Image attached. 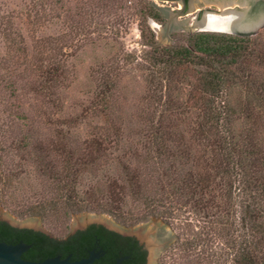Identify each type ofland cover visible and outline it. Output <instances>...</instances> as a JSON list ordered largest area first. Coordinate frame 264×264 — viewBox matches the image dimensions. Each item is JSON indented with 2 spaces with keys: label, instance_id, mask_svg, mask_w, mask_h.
<instances>
[{
  "label": "trees",
  "instance_id": "1",
  "mask_svg": "<svg viewBox=\"0 0 264 264\" xmlns=\"http://www.w3.org/2000/svg\"><path fill=\"white\" fill-rule=\"evenodd\" d=\"M125 1L116 0L119 10L128 9L122 4ZM139 12L144 23L141 32L151 49L146 52L148 65L138 69L147 72V98L158 111L141 115L147 125L137 133L136 148L125 142L124 119L112 110L121 68L103 69L97 96L105 120L113 117V130L81 141L65 121L60 128L53 127V139L48 136L42 141L44 134L27 125L24 114L16 116L20 122L9 130L11 135L3 132L10 140V150L3 153L13 154L19 162L0 157V204H5L2 197L7 190L14 189L12 194L19 195L12 200L17 203L27 195H56L52 204L39 203L24 210V215L45 217L46 211L63 204L66 217L97 210L133 224L150 217L170 219L188 208L212 224L218 219L223 228L234 227L238 217L243 232L232 248L234 264H264V47L257 36L209 32L191 35L185 45L158 47L148 22L160 20L161 13L150 3ZM38 67L34 92L52 99L65 74L57 66ZM240 91H247L249 97H235ZM197 105L204 109L186 130L181 120ZM120 145L128 146L123 174L117 175L107 170V162ZM139 148L144 155L137 152ZM30 163L35 165L34 178ZM33 179L38 182L32 183ZM129 205L144 214H121ZM110 237V241L102 238L106 254L100 264H114L122 257H128L123 264H146L147 253L133 239ZM28 238L32 255L60 252L74 254V260L87 256L92 244L80 234L66 243L50 240L44 248L46 236L0 224V242L16 245ZM116 240L127 246L118 248Z\"/></svg>",
  "mask_w": 264,
  "mask_h": 264
},
{
  "label": "rangeland",
  "instance_id": "2",
  "mask_svg": "<svg viewBox=\"0 0 264 264\" xmlns=\"http://www.w3.org/2000/svg\"><path fill=\"white\" fill-rule=\"evenodd\" d=\"M148 3L153 5L152 0H126L122 4L128 9L119 10L116 0H0V157H14L19 162L13 154L3 153L10 150V140L3 137V132L7 131L10 136L9 130L20 122L16 116L21 114L27 118V125L44 134L42 141L48 136L53 139V127L60 128L65 121L71 123V131L74 136L79 135L81 141L91 140L99 135L97 132L111 130L113 117L107 121L103 117L96 87L102 70L109 67L121 68L117 76L119 92L112 110L124 119L125 142L136 148L137 133L147 125L141 115L145 111H158L147 98L144 84L147 72L138 69V65H148L146 52L151 49L141 32L144 23L139 12ZM157 9L162 18L148 22L155 42L156 31L152 23L166 27L162 9ZM189 37L169 35L167 39H173V46H176L185 45ZM258 43L264 47V35ZM38 66L43 69L57 66L65 74L66 80L60 82L57 95L52 99L34 92ZM248 95L247 91L242 94L240 91L234 96H242L245 100ZM201 109L204 107L197 105L188 117L182 118L184 129L193 127ZM156 120L157 116L154 124ZM249 122V128H252L253 121ZM127 146L115 148L114 156L108 159L107 170L123 174L121 165ZM139 149L136 151L144 155L145 151ZM29 165L31 178H34L35 165ZM33 182L38 181L33 179ZM83 189L80 186V190ZM13 190H7L8 195L2 197L5 204H0V209L5 210V216L12 215L16 220L42 219L45 232L60 238L69 234L71 216H65L63 204L46 211L45 217L23 214L24 210L39 203L52 204L56 199L54 193L49 191L44 198L27 195L25 200L17 203L12 200ZM16 195L15 198L19 194ZM190 210L179 212L170 219L150 217L138 224L97 210L72 216L108 214L114 219L113 224L136 229L148 226L151 219H162L172 231L178 232L168 254L157 259L156 264H234L232 248L243 232L238 217H235L234 227L223 228L218 219L212 224ZM142 213L131 205L121 212L125 216Z\"/></svg>",
  "mask_w": 264,
  "mask_h": 264
},
{
  "label": "water",
  "instance_id": "3",
  "mask_svg": "<svg viewBox=\"0 0 264 264\" xmlns=\"http://www.w3.org/2000/svg\"><path fill=\"white\" fill-rule=\"evenodd\" d=\"M152 3L156 8L162 9L166 22L165 29L160 31L159 25L152 23L158 47H173V39H167L169 35L191 36L202 32L259 38L264 35V0H152ZM178 8L181 10L177 11ZM0 219L19 228L39 227L44 230L42 219L16 220L12 215L5 216V210L2 209ZM113 222L114 219L108 214L71 216L69 233L78 228L85 229L92 223H104L115 230L123 229L124 231H118L137 237L145 244L148 251L147 264H156L157 259L168 254L178 232L172 231L162 219H151L148 226L137 229ZM29 248L25 243L10 245L0 242V264H93L98 258L93 252L89 258L76 262L70 261V258L55 257L34 263L22 258ZM127 259L128 257L119 258L114 264H123Z\"/></svg>",
  "mask_w": 264,
  "mask_h": 264
},
{
  "label": "flooded vegetation",
  "instance_id": "4",
  "mask_svg": "<svg viewBox=\"0 0 264 264\" xmlns=\"http://www.w3.org/2000/svg\"><path fill=\"white\" fill-rule=\"evenodd\" d=\"M159 1H161V2H166V1L180 2L182 0H159ZM184 1H186V0H184ZM178 10H181V8H178L177 11ZM1 223H6L9 227H11L17 231L31 232V234H36V235L39 234V235L46 236L48 238V240L45 239L44 242H42V247H44V248H47L51 244L50 240H53L57 243H66V242H68V240L70 238L77 237L80 234H83V236H85L86 238H90L92 241V244H90V247L87 249V251H88L87 256H82L80 259L74 260V254H66L64 256L60 252L57 253L56 255H53V256H44V254L36 255V256L32 255L30 251H31L33 245L31 244L29 238H28V241H26L24 239L19 240L17 243H25L26 245H28L30 247L22 256V258L24 260L29 261V262L40 263V262H43L47 259H51V258H55V257H60L61 259L70 258V261L76 262V261H80L82 259L89 258L91 256V254L94 252L95 254L98 255V258L94 261L93 264H100L101 261L103 260V258L105 257V254H106L105 250L102 247V238H105L108 241H110L109 239H111V237H110L111 234L119 236L120 239H122V240L133 239L137 243L138 247L142 251H145L147 253L146 264L148 262V251L145 248V244H142L137 237L129 236V235L125 234L126 232L121 233L118 231V230L122 231L123 229H120L117 227L118 229L115 230V229L110 228L107 224H104V223H102V224L101 223H92V224L87 225L85 229L78 228L75 231L73 230L71 233H69L65 238L54 237L53 235L45 232L43 229H41L39 227H37V228H28V227L27 228L26 227L19 228V227L12 225L11 223H9V221L3 220V219H0V224ZM112 227H114V226H112ZM124 242L125 241H117L116 240V242L114 241V244L118 248H121V247L124 248L127 246L126 245L127 243L125 244ZM24 256H26V257H24Z\"/></svg>",
  "mask_w": 264,
  "mask_h": 264
},
{
  "label": "bare ground",
  "instance_id": "5",
  "mask_svg": "<svg viewBox=\"0 0 264 264\" xmlns=\"http://www.w3.org/2000/svg\"><path fill=\"white\" fill-rule=\"evenodd\" d=\"M162 29H165V28H163V27L159 26V31H160V30H162Z\"/></svg>",
  "mask_w": 264,
  "mask_h": 264
}]
</instances>
